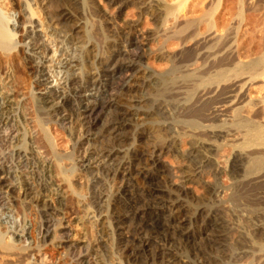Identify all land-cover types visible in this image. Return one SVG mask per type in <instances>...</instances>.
Returning <instances> with one entry per match:
<instances>
[{
	"label": "bare ground",
	"instance_id": "bare-ground-1",
	"mask_svg": "<svg viewBox=\"0 0 264 264\" xmlns=\"http://www.w3.org/2000/svg\"><path fill=\"white\" fill-rule=\"evenodd\" d=\"M25 1L26 5L24 4V6L27 10H23L22 6L16 4V0H0V196L2 197H0V254L10 258L12 262L18 256L26 260L30 258V254L40 248V242L38 241L39 245L36 242L37 245L25 248L19 244L17 239L21 234L17 233L20 234L17 235L16 231L11 232L6 227L8 224L6 220L9 219V216L3 210L5 208L14 210V202L10 198L16 195V200L20 201L21 205L26 202L35 203L37 206L42 204L41 207L44 209L49 207L52 209V206L54 209V204L62 209L71 203H75L77 206L79 203L81 204L76 195L80 197V195H84V192L77 190L73 184V179L80 177L84 188L89 186L88 177L84 173L87 169L85 163L89 162V138L99 133L111 135V133L123 129L122 125L117 124V121L121 120L120 113L103 126L100 120L106 113L111 99L122 93L124 81L131 72V69L126 67L118 69L111 76L109 84L101 90L99 99L91 100L92 102L84 100L82 98L84 78L87 79L94 70L100 66L102 68L106 67L109 63L105 61L96 62V56H93L97 50L96 43L93 42L95 38H93V34L99 33L96 29L95 33L92 31L93 34H91L87 25L88 22H85L86 7L89 5L87 3H90L89 0H55L54 3L57 4V9L53 12L46 11V5L49 6L48 0ZM110 2L111 6L119 5L120 13L132 5L140 9L145 7L156 8L154 19L159 23V26H163L170 20L179 21L180 16L176 10L184 7L188 1L178 2L179 5L175 3L176 7H164L165 10L160 8L161 3H163L160 0H110ZM215 9L217 8L213 7L214 11ZM25 11H27L28 17L25 13L23 14ZM158 11L161 13H158ZM214 11L213 13H215ZM12 12L17 13L19 19L16 16L17 18L15 17V20H13L10 15ZM154 12L152 11V13ZM211 15L209 16L211 22H213L212 16L214 14ZM102 17L108 24L113 20L109 10H105ZM33 19L40 24L47 41L57 44L56 50L50 49L46 45H39L37 40L40 37L37 34L32 36L34 31L30 32L28 29L33 28L34 30L37 28L34 27L35 22H33ZM190 19H183V23L178 24V26L175 25L171 32L160 36L159 42H157L160 48L154 57L157 61L163 59L161 57L164 55L163 51H166L164 50L165 46H168L171 42L173 43V41L187 43L191 34L196 30L199 31L201 19H198L199 22ZM104 30L106 36L114 37L108 27ZM214 37L216 36L214 35ZM29 38H32V44H27L26 40ZM219 40H211V43L209 42V45L204 48L199 46L196 52L187 50L181 52L182 54L178 55L181 57L177 60L176 58L166 60L167 67L163 72L155 74L146 72L143 79L144 89L147 91L148 97L143 96L142 108L145 109L140 112V116L147 121V124L140 131L139 137L142 140H148L152 149L157 150L149 156L151 162L158 163L165 150L178 152L179 139H187V164L182 183L184 185L199 183L204 180L203 178L208 171L212 173L216 180L222 178L225 172H228V176L234 182L233 187L226 188L222 193H216V187L212 186L214 184L209 185L207 182L206 190L208 194L217 196L218 204L221 207L227 203L237 206L239 205V198L242 197L247 199L245 205L248 204L250 209L252 207V217L255 222L252 223V234L238 232V235L234 237L228 235L227 225L223 220L221 209L214 208L215 206L212 207L211 214L205 222V230L212 238L210 242L222 249L219 254L221 258L215 254L214 256L211 249L201 250V252L199 250L198 255L202 260L201 264H237L238 261L252 259L255 255L260 257L263 255L262 258L264 257V223L261 220L264 215L260 214V208H258L260 213H256L255 209L257 205H264V125L258 120L264 112L254 111L253 118H250L252 120H248V118L246 120L241 118L239 114L235 115L242 107L238 110L233 108L235 121H233V124L230 123L232 124L230 128L226 127L227 130H224V125L228 123L224 124L223 127H219L221 124H218V126L212 124L213 126H210V128L213 131L209 132L206 129L208 127H205L206 130H204L202 128L204 125H200L202 123L198 122L199 119L204 120L206 112L209 113L212 110L214 112L211 115L221 114L223 112L222 107L225 106H222V104L235 103V101H224L223 95H226L225 84L238 82L244 77L248 78L246 85L248 82L258 79V77L264 80V55L260 59L250 61L247 64H235L234 57L218 59L217 57L226 47L225 43ZM70 44H81V58L78 61L65 58L67 60L65 69L59 67L51 71L50 68L57 61H59V65L62 64V59L66 56L65 51ZM59 45H64V48L67 47L65 50L60 51V56H58ZM105 46L108 48V52L109 49L116 47L115 44H109L108 42L105 43ZM141 50L140 46L136 44L127 48L130 58L138 62H142L144 59ZM202 51H205L204 54H202ZM210 59H213L212 62H210ZM46 64H50V66ZM199 64L201 65L198 67ZM19 66L22 70L18 69ZM75 70L80 71L79 78H72L76 72ZM53 75H56L55 81L52 80ZM61 75L62 78L59 79ZM62 79L65 80L63 84H61ZM54 84L58 87L53 86ZM61 85H65V88L62 89V92H59ZM244 86H240L241 91L246 87ZM181 89L186 90L184 94H181L184 96L182 101L178 100L180 94L177 93ZM239 92L238 94H241ZM242 96L239 99L237 98V104ZM204 99L205 101H203ZM174 106L178 107L179 110L182 109V112H178L179 114H175V116L174 113L173 115L171 113L174 111ZM241 112L239 113L241 114ZM161 119H170L171 121H164L160 124ZM230 124L227 126L229 127ZM56 126L67 132L69 144L67 150L61 147L60 139L54 133ZM176 127L180 131H176ZM223 131L228 136L237 138V143L222 145L216 142L218 145H211L200 140L203 136H206V138L217 137L216 139H218ZM228 166L229 171H226ZM31 168L33 173H27ZM119 169L123 170L124 166H120ZM21 171H24L23 174ZM24 173L29 177L31 176V179L36 176L44 178L48 174L57 181L58 185L52 186V184H49L51 181L47 182L49 178L46 177L48 179L46 181L39 178L42 181H38L39 184L33 181L32 186H35L33 188L31 187L32 183L25 184L26 180L23 179L27 176ZM153 182L154 179L151 177L147 183L154 186ZM26 187L28 188L26 189ZM169 188L171 189L169 192L171 199L175 198L169 202L173 206H180L186 198V188L184 189V186H177V188L169 186ZM35 189L38 190L37 197L30 199L27 192L29 193V191ZM41 190L46 194L43 197L39 194ZM157 193L156 188H151L146 195L134 191L122 194V199L132 204L131 210L134 208L140 210V212L137 210L139 213L135 214L131 211L132 215L129 217L121 216V218L118 216L119 225L125 220H133L136 225L132 229L131 237H129L130 245L126 248L127 264H158L159 261H162L161 264H184L178 253L177 244L187 243L191 236L177 231L175 226L180 218H171L163 213L156 212ZM48 198L51 199V202L48 201ZM263 208H261V211ZM52 214L44 218V222L41 220L44 226V231H42L43 241L41 242L46 244L51 238L53 242L66 245L70 255L76 254V252L82 254L86 251V255L80 257L77 264H93L90 259L91 247H93L91 243L87 241L81 244L78 234L74 235L71 226L72 220L64 217L63 212H60L59 209L53 211ZM75 221L76 224L85 223L79 216L75 217ZM66 223L69 224L68 231L55 230L51 232L50 229L53 226L63 227ZM84 230L86 232L83 234V238H86L89 229L84 227ZM58 234H61V236ZM226 237L228 238L226 239ZM64 238L67 242L64 241ZM155 241L160 242L163 247L158 252L150 249ZM213 247L212 245L211 248ZM257 253H260V255ZM8 261L7 264H12ZM185 264L190 263L186 262Z\"/></svg>",
	"mask_w": 264,
	"mask_h": 264
},
{
	"label": "rangeland",
	"instance_id": "rangeland-1",
	"mask_svg": "<svg viewBox=\"0 0 264 264\" xmlns=\"http://www.w3.org/2000/svg\"><path fill=\"white\" fill-rule=\"evenodd\" d=\"M24 1L25 0H16V4H18L20 7L22 6L23 10L26 9V6H24V4L26 5V1L25 3ZM54 1L55 0H48L49 6L46 5L45 7L47 8V12L56 11L57 4L54 3ZM162 1V7L160 6V8H163V10H165L166 7H176V5H179L178 2H181L183 0H160V2ZM187 1L188 2H186L184 7L177 8L181 13L179 12V10H176L178 11L180 20H170L163 26H159V23L154 19V10L156 8L154 9L145 7L140 9L137 6L132 5L128 6L121 11L122 13H120L119 5L111 6L112 4H110V0H89L90 3H87L89 5L86 7L85 22H88L87 25L90 28L89 32L91 34H93L96 29L99 33L93 34V38L95 37L93 42L96 43L97 46V50L93 56H96V62L105 61L109 63L106 67L102 68V66H100L99 68L94 70L87 79L84 78V93L82 94V98L87 101L89 100L90 102L99 99L101 90H103L104 87L109 84L112 78L111 76L114 72L124 67L131 69V72L128 74L127 79L124 81L122 93L111 99L110 104L106 109V113L101 117L100 120L103 126L120 113L121 120L117 121V124L122 125L123 129L119 132H113L111 133V135L99 133L89 138V162L85 163L87 169L84 172L88 177L87 181H89V186L87 188H84V186L82 185L83 181H81L80 177H76L73 179V184L75 185L77 190H79L80 192H84V195H80V197L76 195L81 204L79 203V205L77 206L75 203H71L67 205L68 207L66 206L63 209L54 204V209H56L57 211L59 209L60 212H63L64 217L72 220L73 223L71 226L73 227L72 229L74 231V235L78 234L81 244H84L88 241V243H91V246H93L91 247L92 251L90 252L92 254H90V259L91 261H93V264H127V258L125 257V253L127 251L126 248H128V245H130L129 237H131L133 231L132 229H134L136 225L135 221L133 220H125V222H122L119 225L118 221L120 220L118 216L129 217L132 215V213H139L140 210L136 208H132L133 210H131L132 204L122 199V194L125 192L128 194L129 192L134 191L146 195V193L150 192L151 188H156L158 190V193L156 194V212L163 213L167 217L176 219L180 218L175 226L177 227V231L182 234L191 236V239L187 243L177 244L178 253L180 254L182 259L181 261L184 264L186 262L190 264H201L202 260L198 255L199 250L201 252V250L211 249L213 251V255L215 254L220 257L219 254L221 253L222 249L210 242V239L212 238L205 230V222L209 218L213 209L212 207L214 206V208L218 207L219 209H221L220 211H222V217L224 222H226L229 237L238 235V232L244 234H252V226L255 222L253 221L252 217V207L250 209L248 207V204L245 205L247 203L246 198H239V205L237 206L235 204L233 205L231 203H227L221 207L218 204L219 200L216 198L217 196H211L206 190L208 184H214L212 186L216 187V193H222L226 188L233 187L234 182H232V179L228 176V172H225V175H223L224 177L222 176V178L216 180L212 176V173L208 171L206 172L207 175L203 178L204 180L200 181L199 183H190L184 185V183H182V177L184 175L183 173L186 169L187 164L186 156L188 153V140L179 139L178 152L165 150V152L161 155L160 161L154 164L149 160V156L152 154V152H156L157 150L152 149V147L148 143V140H142L139 137L140 131H142L147 124V121H145L142 116H140V112L145 109L142 108V101L144 100V97H148L147 91L144 89L145 84L143 79L146 72H152L154 74L163 72L166 70V62L168 60L174 58H176V60L179 59L181 56L178 55H181V52H185L186 50L196 52V49L199 46L204 48L205 46L209 45V42L211 43V40L216 41L220 39L219 41L225 43L226 47L223 50L225 52L222 51L217 58L225 59L234 57L235 64H247L250 61L260 59V57L264 55V0ZM52 3H54L55 5ZM175 3L176 5H174ZM213 7L217 9H215L214 11ZM87 8L89 9V11ZM105 10H109L112 16L113 20L110 24H108L102 17ZM211 10H213L215 13H213V11ZM152 11L154 13H152ZM26 12L27 11L23 12V14L25 13L27 15ZM158 13L161 12L158 11ZM10 15L13 20H15L16 16L18 17V14H15V12H12ZM209 15L213 17L211 18L214 23L211 22ZM182 18H191L198 22V19H201L199 22V24L201 23L198 29L199 31L196 30L195 32H193L195 35L192 33L188 38L189 41L187 40V43L173 41V43L171 42L168 46H165L164 50L166 51H163V54L165 56L163 55L161 57L164 60L162 59L161 61H157L154 57L156 56V53H158V50L160 48L159 44L157 43L159 42L158 39H160V36H163L165 33L167 34L168 32H171L175 28V25L178 26V24L183 23ZM35 19H33V22H35ZM90 25L92 26V28ZM39 26L40 24L36 21L34 27L37 28H35L34 30L33 28H30L31 30H28L30 32L34 31V33H32V36H35L37 34L40 37L37 40L39 45H46L50 49L53 48V50H56L57 44L48 42L41 26ZM107 27L110 29V31H112L114 37L106 36V32H104V29ZM196 33L197 35H200H198L197 37ZM99 35L102 38H100ZM214 35L216 37H214ZM104 36L106 37V39ZM26 41L27 44H32V38H29ZM104 42H108L109 44L113 43L116 45V47L109 49L108 52V48L105 46ZM133 44L140 46V48L142 49L141 51L144 55V59L142 62H138L130 58L127 52V48ZM66 48L67 47L64 48V45H59L58 56H60V51L65 50ZM81 51V44H70L68 46V49L65 51L66 56L62 59V64L59 65V61H57L55 64H53V67L50 68L51 71L59 67H63V69H65L67 67V60L72 59V61H78L79 58H81ZM204 52L205 51H202V54H204ZM65 58H67V60H65ZM212 60L210 62H212ZM46 65L50 66V64ZM200 65L201 64H199L198 67ZM18 69L22 70L20 66L18 67ZM75 71L76 72L74 73L72 78H79L80 71ZM61 78L62 75L59 77V79ZM247 79V77H244L238 82H231L224 85V88H226V95H223L224 101H235V103L222 104V106L225 105L226 107H222L223 112H221V114L215 113L211 115V113L214 112L212 110L209 113L206 112L204 120H198L199 123H202L200 125H204V127L202 126L204 130L207 129L209 132L213 131L212 128H210V126H213L212 124H216L215 126L221 124L219 127H223V125L227 123L233 124V121H235V118H233L235 108L238 110V108L242 107L243 110H238L235 115L239 114L241 115V118H248V120H252L250 118H253V115L256 111L259 110L261 112H264V80L261 77H258V79H255L252 82H248L246 85L245 83ZM52 80H56V75H53ZM64 82L65 80L62 79L61 84H63ZM55 85L56 84H54L53 86ZM56 86L58 87V85ZM240 86H244L245 88H243V90L241 91ZM63 88H65V85L60 86L59 92H62ZM239 91L241 92V94H238ZM185 92V89L177 91V93L180 94L178 100H183L184 96L181 94H184ZM240 96H242V98L237 104L236 102L238 101ZM234 97L236 98V100ZM203 101H205V99ZM173 110L174 111H172L171 113L172 115L174 113V116L175 114L178 115V112H182V109L179 110V108L175 106L173 107ZM239 112H241V114ZM261 116L258 120L261 124L263 123L264 125V113H262ZM261 119H263V121H261ZM164 121L170 122L171 120L161 119L160 124L164 123ZM232 124H230L229 127L227 125H224V130L230 128ZM205 127L208 128L205 129ZM178 130L180 131V129L176 127V131ZM54 133L60 139L61 147L64 150H67V147H69L67 132L61 127L58 126L57 128L56 126L54 129ZM220 135L221 136L218 137V139H216L217 137L206 138V136L198 138H201L200 140H203L207 144L211 145H231L234 144V142L237 143V138L235 139V137L228 136V134H226V132L224 131ZM216 142H218V144H216ZM120 166H124V169L120 170ZM228 168L229 166L226 168V171H229ZM25 172H27V170H25ZM30 172L33 173L32 168L29 169L27 173ZM24 175L27 176L26 173H24ZM37 177L38 176L33 177L32 180L31 176H27L23 180L27 181H25V184L29 185L32 183L31 187L33 188H35V186H32L34 183L33 181L39 184L40 182L38 181H46L47 178H49V180L47 179V182L51 181L49 184H52V186L58 185L56 183L57 181L48 174L46 175L47 178L44 177L45 179L38 177V179H41L38 180ZM151 177L154 179V186L147 183L149 178ZM207 182L208 184H206ZM168 185L174 188H177V186H184V189L186 188L185 192L187 195L185 196L186 198H184L185 200L180 204V206H173V204L169 202L175 198L171 199V194L169 193L171 189ZM27 188L28 187H26V189ZM33 191H29V193L27 192L30 199L35 196L37 197L38 190L35 189ZM42 191L43 190H41V193L39 194H41L40 196L43 197L46 194ZM12 197H14L15 199ZM12 197L10 199L12 200V202H14V210L12 211L7 208L3 210L4 213L9 216V219L6 220L8 222L6 227L11 232L16 231V234H21H17L21 236L17 237L21 246L25 248H31L34 245H39L40 242V248L36 252L30 254L31 257L29 256L30 258H28L27 260L18 256L15 257L16 259L12 262L10 258L6 257L3 254H0V264H7L8 260V262H11L12 264H77L80 257L86 255V251L82 254H77L78 252H76V254L70 255L68 254L66 245H61L53 242L51 241V238L46 242V244H43L41 242L43 241L42 231H44L43 220H45L44 218H47L50 214L53 215V211H56L53 209V206V210L50 209V207L48 208L50 210L49 211L48 209L42 208V204H40V206H37V204L35 203H32V205L30 202H26L24 205H21L20 201L16 200V195ZM50 200L51 199L48 198L49 202H51ZM262 206L264 207V205L261 204L259 206H255L256 213L261 212L260 214L264 215V208ZM258 208H260V212ZM261 208H263L262 211ZM201 215L204 216L202 217ZM78 216L82 218V220H84V224L86 225L82 223L76 224L75 217L77 218ZM261 220L264 223V216H262ZM58 226L59 225L53 226L50 229L51 232H54L55 230L66 232L69 229V224L67 223L63 227L59 226V228ZM83 226L86 227V229H89V234L86 238H83V234H85L86 232ZM24 234L26 235L25 237ZM61 234L58 235L61 236ZM227 238L228 237H226V239ZM64 241L67 242L65 238ZM212 245L214 246L213 248H211ZM162 248L163 247L161 246V243L155 241L150 249L152 251L155 250L158 252V250ZM196 253L198 256L196 255ZM257 254L260 255V253ZM262 256L263 255H261V257L255 255L252 257V259L240 260L237 262V264H264V257L262 258ZM21 259H24L26 261L24 262V260ZM261 259L263 261H260ZM160 262L162 261H159L158 264H161Z\"/></svg>",
	"mask_w": 264,
	"mask_h": 264
}]
</instances>
